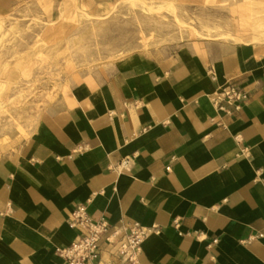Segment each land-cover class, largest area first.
Here are the masks:
<instances>
[{
	"label": "crops",
	"instance_id": "1",
	"mask_svg": "<svg viewBox=\"0 0 264 264\" xmlns=\"http://www.w3.org/2000/svg\"><path fill=\"white\" fill-rule=\"evenodd\" d=\"M29 1L0 0V16ZM103 1L35 5L59 23ZM229 79L247 90L239 110L211 100ZM77 203L111 226H156L139 264H264V28L231 21L224 36L67 70L30 135L0 152V264H64Z\"/></svg>",
	"mask_w": 264,
	"mask_h": 264
},
{
	"label": "rangeland",
	"instance_id": "2",
	"mask_svg": "<svg viewBox=\"0 0 264 264\" xmlns=\"http://www.w3.org/2000/svg\"><path fill=\"white\" fill-rule=\"evenodd\" d=\"M23 8L0 16V152L30 135L73 67L224 36L231 21L264 28V0L103 1L59 23L44 19L35 0Z\"/></svg>",
	"mask_w": 264,
	"mask_h": 264
},
{
	"label": "built area",
	"instance_id": "3",
	"mask_svg": "<svg viewBox=\"0 0 264 264\" xmlns=\"http://www.w3.org/2000/svg\"><path fill=\"white\" fill-rule=\"evenodd\" d=\"M247 98L245 87L229 79L216 89L211 100L218 108H222L224 103L239 110ZM129 162V157L123 158L118 166L127 168ZM166 169L169 170V167ZM66 223L76 234L68 245L57 249L64 264H139L142 243L151 232L157 230L156 226L146 227L138 221L111 226L103 216L91 218L85 203H77L73 207L66 217ZM101 241L110 248L106 261L101 259Z\"/></svg>",
	"mask_w": 264,
	"mask_h": 264
},
{
	"label": "bare ground",
	"instance_id": "4",
	"mask_svg": "<svg viewBox=\"0 0 264 264\" xmlns=\"http://www.w3.org/2000/svg\"><path fill=\"white\" fill-rule=\"evenodd\" d=\"M233 38V37H232ZM251 41V40H250ZM247 42V41H246ZM252 42V41H251ZM254 42V41H253ZM250 43V42H249ZM257 43V42H256ZM0 87H2V84H0ZM1 89V88H0Z\"/></svg>",
	"mask_w": 264,
	"mask_h": 264
}]
</instances>
